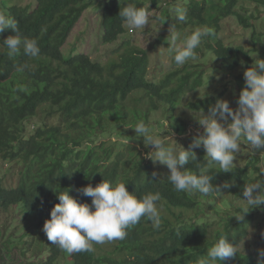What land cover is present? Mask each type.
<instances>
[{"label": "trees", "instance_id": "trees-1", "mask_svg": "<svg viewBox=\"0 0 264 264\" xmlns=\"http://www.w3.org/2000/svg\"><path fill=\"white\" fill-rule=\"evenodd\" d=\"M94 2L35 0L26 6L7 8V15L17 22L22 35L37 40L41 53L28 57L21 49L20 55L9 57L7 49L0 46V158L15 168L17 175L13 185L4 184L0 175V212L11 219L0 224V264H198L224 234L230 243L237 244L238 254L220 264H257L258 251L264 249L243 252L238 248L253 214L248 212L243 221H237L234 216L240 213L241 206L232 213L211 203L215 199L211 195L177 192L167 181V168H156L130 142L125 144L109 137L131 130L127 138L139 141L148 153L149 146L144 145L142 138L124 126L134 127L137 121L144 120L152 133L149 114L159 107L165 109L170 125L182 134L189 123L183 114L178 115L177 106L186 94L203 86L207 77L196 60L182 67H176L172 60L173 67L159 80L150 79L147 50L130 39L114 49L106 62L92 60L81 52L65 57L64 42ZM147 2L106 0L99 17L102 43L111 44L126 33L127 24L119 16L120 8L129 3L140 7ZM157 2L150 0V11ZM262 7L264 0H188L184 6L188 20L175 24L181 33L204 25L214 28L215 37L202 42L197 49L198 59L211 53L222 70L231 73L233 110L238 107L244 86V70L252 65L254 51L263 47V34L255 29L256 20L264 14ZM228 16L243 28L251 29L252 47L225 43L220 37L221 21ZM161 17L169 18L164 24L175 23L168 9L161 11L157 19L160 21ZM12 34L11 29L6 30L0 35V42ZM261 58L264 59V52ZM25 65L23 71L17 70ZM21 86L25 90H20ZM225 94L226 90L207 94L185 103V107L193 113H207ZM39 108L46 110L43 118L31 123ZM202 133L203 130L199 135ZM190 146L186 145L187 149ZM191 150L197 162H189L184 168L195 171L198 163L206 162V156L203 146ZM260 170L250 159L243 166H235L231 173H215L216 167L212 183H234L219 195L230 204L243 198L242 188L258 178ZM102 179L126 182V189L137 195L159 192L160 227L154 228L143 218L129 229L124 240L113 241L111 247L97 244L93 252L69 255L52 245L42 230L50 210L59 203L55 192L67 189L79 202L91 205V198L79 195L76 189L88 184L94 187ZM16 214L26 220L17 230L18 224L13 228L10 225L17 219Z\"/></svg>", "mask_w": 264, "mask_h": 264}, {"label": "clouds", "instance_id": "clouds-1", "mask_svg": "<svg viewBox=\"0 0 264 264\" xmlns=\"http://www.w3.org/2000/svg\"><path fill=\"white\" fill-rule=\"evenodd\" d=\"M149 3L137 7L129 3L120 8L119 16L132 31H143L150 24L152 15ZM173 29L169 37L170 49L173 53L172 60L176 67L184 66L188 61L198 59L197 49L202 42L215 37L214 28L204 25L198 26L190 33H181L175 30V24H183L188 20V12L185 8L173 9L171 17ZM168 17L160 18L159 28ZM159 28L152 35L156 36ZM11 29L12 35H8L0 42V46L7 49L9 57L23 54L28 57H37L41 49L35 38H27L22 35L17 22L3 12H0V34ZM22 66L18 71H23ZM244 86L237 100L238 107L233 110L227 100L219 99L208 109L207 114L200 111L197 124L202 126L203 133L195 138L189 149L179 144L168 146L161 133H150L144 120H139L131 128L136 137L143 140L144 145L152 146V150L146 155L153 163L166 165L169 170L167 181L177 192H185L189 195L199 193L203 196L218 197L234 185L224 182L221 185L212 183L213 169L217 172L231 173L235 170L237 154L242 145H246L250 156L264 153V59L258 58L246 68L243 73ZM20 90H25L21 86ZM169 131V125L166 126ZM173 140V139H172ZM129 144V140L124 141ZM205 151L206 162L198 163L196 170L184 168L189 162H197L196 154L192 147H201ZM155 176L156 173L154 172ZM258 178L245 185L242 192V200L246 206L242 208L237 221H243L244 216L251 209H259L264 206V168L257 174ZM126 182H113L102 179L96 186L88 184L76 189L79 195L91 198V205L81 203L76 197L69 195L67 189L55 192L59 203L50 210V218L43 224V232L52 245L67 252L69 255L81 252H93L94 245H102L106 242L122 241L129 229L133 228L146 218L154 228L161 224L158 205L161 200L159 192H146L142 195L130 193L126 189ZM237 244L230 243L226 235H220L216 242L207 249L198 264H220L221 261H230L237 254ZM257 264H264V250L257 254Z\"/></svg>", "mask_w": 264, "mask_h": 264}, {"label": "rangeland", "instance_id": "rangeland-1", "mask_svg": "<svg viewBox=\"0 0 264 264\" xmlns=\"http://www.w3.org/2000/svg\"><path fill=\"white\" fill-rule=\"evenodd\" d=\"M35 0H0V12H3L7 15V8L13 5H21L26 6L29 3H32ZM106 0H95L94 7H90L86 9L77 23L74 25L73 29L69 33L66 41L62 46V52L65 57H69L75 53H85L89 55L92 60L106 62L111 56L112 51L117 48H121V43L130 39L135 45L139 47H143L147 50L149 55V70H148V78L159 80L162 75L170 70L173 67L172 55L169 51L170 49V41L169 37L171 35V31L173 29L172 25L163 24L160 28V21L157 19L161 14V11L168 9L170 14L173 15V9L176 8H184L185 4L188 0H157V4L153 6L151 9V17L150 24L143 31L135 30L132 31L129 29V26L126 25L127 31L124 35H121L117 41L111 44H104L101 41V32L102 27L100 23V11L102 6L104 5ZM250 7L255 6L253 3H248ZM99 7V8H98ZM261 9H264L263 7ZM264 13V10H262ZM264 14H261V17L255 22L256 31L262 32L263 36V47H259L258 50L254 51L253 58L254 61L258 58H261V53L264 52ZM158 30L155 37L152 35L155 31ZM192 29V28H191ZM191 29H188L190 31ZM176 30V29H175ZM220 37L224 40L225 43L229 44H239L242 43L246 48H250V28H243L235 19L231 16H228L221 21V30ZM1 35V34H0ZM262 59V58H261ZM253 61V62H254ZM196 62H199L204 68L205 76L207 77V81L203 86L197 88L195 91L186 94L182 99V104L177 106L178 115H184L185 120L189 123L187 129L182 134H178V132L170 125L169 120L165 114V109L157 108L153 110L149 115V122L153 124V127L150 129L152 133H161L164 135L163 138L166 142V145L175 146L178 149V145L187 149L186 145H192V142L198 135L202 132V126H199L195 120L198 118L199 113H193L189 111L185 107V103L203 98L207 94H218L223 90H226V94L223 97L224 100H227L229 106L233 108L232 98L233 94L231 93V85L230 80L232 79L231 73L225 72L222 70L219 61L215 58L213 54H207L205 58L197 59ZM252 62V64H253ZM132 104H130L131 106ZM141 108V107H140ZM141 109L145 110L146 107H142ZM45 109L39 108L36 116L32 119L33 121H39L43 118L45 114ZM207 114V113H205ZM169 125V130L171 133V137L169 136V131H166V126ZM28 128V127H27ZM115 131H120L119 129ZM115 133V132H114ZM131 133V130L128 132H124L122 136L109 135L112 140H127V136ZM105 139L107 138L104 137ZM127 138V139H125ZM173 139V140H172ZM130 144L137 146L142 150L143 155L147 153L144 152V149L139 145V141L128 139ZM140 140V139H139ZM152 150V146L149 145V151ZM148 158V156L146 155ZM259 157V161L257 163V159ZM254 160L255 163L259 166L260 169L264 168V153H257L254 157L250 156L248 153V148L245 145H242L240 153L237 154V159L235 161V166H243L246 160ZM154 166L159 167L163 171L167 168L166 165H162L154 163ZM0 175L3 176V183L6 185H13L16 182V172L15 168L11 167L8 162L3 161L0 158ZM208 204L209 202H205ZM211 203L216 206L221 207L223 210H228L230 212H234V208L241 206L242 208L246 206V202L241 200H236L234 202H230L228 204V200L221 199L220 196L215 197ZM233 205V206H230ZM249 214H253V219L251 218L250 224L247 226V235L241 240L238 248L243 252H255L259 249H264V206H261L259 209H251ZM0 212V224L3 225L7 222L11 221L10 216L6 217ZM11 215V214H10ZM17 219L13 220L10 224L11 227H15L17 224V229H21V226L25 219L19 214H16ZM30 225L34 223L29 221ZM214 227V226H213ZM113 242H106L108 246L111 247ZM62 262L64 259H61Z\"/></svg>", "mask_w": 264, "mask_h": 264}]
</instances>
